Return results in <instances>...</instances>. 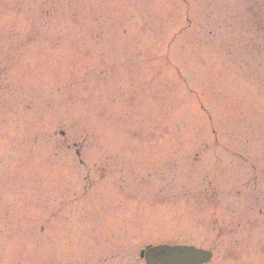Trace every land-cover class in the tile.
Listing matches in <instances>:
<instances>
[{
    "label": "rangeland",
    "instance_id": "obj_1",
    "mask_svg": "<svg viewBox=\"0 0 264 264\" xmlns=\"http://www.w3.org/2000/svg\"><path fill=\"white\" fill-rule=\"evenodd\" d=\"M264 264V0H0V264Z\"/></svg>",
    "mask_w": 264,
    "mask_h": 264
},
{
    "label": "water",
    "instance_id": "obj_2",
    "mask_svg": "<svg viewBox=\"0 0 264 264\" xmlns=\"http://www.w3.org/2000/svg\"><path fill=\"white\" fill-rule=\"evenodd\" d=\"M211 258L209 251L185 246H158L145 252L147 264H205Z\"/></svg>",
    "mask_w": 264,
    "mask_h": 264
}]
</instances>
